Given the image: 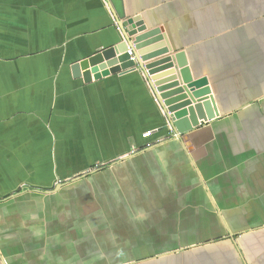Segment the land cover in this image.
Masks as SVG:
<instances>
[{"label": "crops", "instance_id": "obj_1", "mask_svg": "<svg viewBox=\"0 0 264 264\" xmlns=\"http://www.w3.org/2000/svg\"><path fill=\"white\" fill-rule=\"evenodd\" d=\"M115 14L219 116L178 139L139 70L74 78ZM0 264H264V0H0Z\"/></svg>", "mask_w": 264, "mask_h": 264}, {"label": "water", "instance_id": "obj_2", "mask_svg": "<svg viewBox=\"0 0 264 264\" xmlns=\"http://www.w3.org/2000/svg\"><path fill=\"white\" fill-rule=\"evenodd\" d=\"M116 20L121 41L72 64L74 78L89 83L139 70L162 110L166 128L178 139L184 131L219 116L208 79L192 77L185 52H174L163 27L147 28L141 15L121 19L116 16ZM128 49L135 61L130 60ZM183 119H187L188 126L183 125Z\"/></svg>", "mask_w": 264, "mask_h": 264}, {"label": "built area", "instance_id": "obj_3", "mask_svg": "<svg viewBox=\"0 0 264 264\" xmlns=\"http://www.w3.org/2000/svg\"><path fill=\"white\" fill-rule=\"evenodd\" d=\"M113 23H114V26L116 27V29L119 30L118 23H117V20H116V19L113 20ZM127 54H128V56L130 57V60L135 61V58H134V56H133V54H132V51H131L130 49L127 50ZM151 133H152V132L148 131V132H146L145 134H143V137H144V138H148V137L151 136ZM148 146H149V145H147V147H148Z\"/></svg>", "mask_w": 264, "mask_h": 264}]
</instances>
